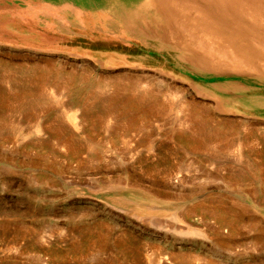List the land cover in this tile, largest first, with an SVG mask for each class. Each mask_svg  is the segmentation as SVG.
I'll return each mask as SVG.
<instances>
[{
	"label": "rangeland",
	"instance_id": "obj_1",
	"mask_svg": "<svg viewBox=\"0 0 264 264\" xmlns=\"http://www.w3.org/2000/svg\"><path fill=\"white\" fill-rule=\"evenodd\" d=\"M127 1L0 0V264H264V76L182 69Z\"/></svg>",
	"mask_w": 264,
	"mask_h": 264
},
{
	"label": "bare ground",
	"instance_id": "obj_2",
	"mask_svg": "<svg viewBox=\"0 0 264 264\" xmlns=\"http://www.w3.org/2000/svg\"><path fill=\"white\" fill-rule=\"evenodd\" d=\"M126 3L125 19L131 31L144 36L151 46L166 51L182 69L201 73L235 67L241 71L246 64L244 69L248 66L254 74L264 76L261 63L264 62V0H128ZM109 87L117 86L96 85L95 90L103 93ZM97 98H93L94 103ZM119 104L123 110L124 104ZM178 105H181L177 107L179 111L185 110L184 117H188L186 101ZM117 116L112 119L117 121Z\"/></svg>",
	"mask_w": 264,
	"mask_h": 264
}]
</instances>
